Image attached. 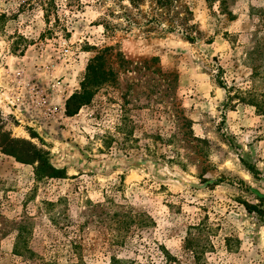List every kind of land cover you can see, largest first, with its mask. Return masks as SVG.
<instances>
[{
    "label": "rangeland",
    "instance_id": "obj_1",
    "mask_svg": "<svg viewBox=\"0 0 264 264\" xmlns=\"http://www.w3.org/2000/svg\"><path fill=\"white\" fill-rule=\"evenodd\" d=\"M42 1L0 0V135L66 178L36 182L0 145V264L76 263V235L83 264H193L188 238L201 264H264V115L218 84L248 89L250 57L263 73L264 0ZM95 57L110 80L69 116ZM106 199L154 225L111 252L110 230L79 228Z\"/></svg>",
    "mask_w": 264,
    "mask_h": 264
},
{
    "label": "trees",
    "instance_id": "obj_2",
    "mask_svg": "<svg viewBox=\"0 0 264 264\" xmlns=\"http://www.w3.org/2000/svg\"><path fill=\"white\" fill-rule=\"evenodd\" d=\"M41 2L43 1L39 0L38 3L41 4ZM253 51L258 52L259 48L256 47L253 49ZM248 55L250 56L251 52H249ZM101 59V57H95L90 61L87 66L85 79L81 83L80 91H76L66 100L65 111L67 115L73 116L82 107L90 104L94 92L93 90L110 80L108 73L103 70ZM256 60H254L253 57H250L248 59L251 69L250 85L248 89H245V91H242L241 89H238L234 86L227 87V85H225V83L220 80H218V84L227 91L228 100L237 99L240 103L254 107L256 113H258L259 115H264V71L263 73L261 72L262 70L259 71L260 65L255 64ZM219 71H221L220 68ZM231 93L233 94L231 95ZM181 118L183 120L182 128H186L182 135L186 137L185 139H187L183 141L189 142L188 137H190L192 141L203 143V140L193 137L191 130V121L186 119L185 117ZM0 138L2 153L13 156L15 159L22 163H37V165L34 167L33 172L34 180L36 182L61 180L66 178L64 170L58 169L51 165L43 154H40L36 150H33V152L31 153L19 155V152L15 150L16 145H23L24 143L10 139L6 135H0ZM85 202L87 209L86 211L88 212V214L84 213L85 221L79 226V228L83 229L85 226L93 224L100 232L104 229L110 230L109 235L105 234L103 236L105 237V242L108 244V248L111 252L120 250L124 247L127 248L129 245V239L133 235L154 225L153 220L146 213H138L131 209L122 212V207L114 204L111 199H106L103 203L97 204H93L88 200ZM48 205L54 207L55 204L48 203ZM244 206L248 212H251L252 210H254V208H256L252 205H248L247 203H244ZM113 209L116 210L112 211ZM79 238L80 236L76 235L71 243L74 256L77 259V262L72 264H83L81 255L78 251L80 248L78 242ZM197 248V245L193 243V239L188 238L186 240L184 249H186L187 255L194 258L193 264H201V261L199 259L200 253ZM27 251V235L21 227L17 231L13 253L17 256H23ZM166 254L167 260L172 261L175 259L168 253ZM110 261L111 264H121L123 262L115 255H112L110 257Z\"/></svg>",
    "mask_w": 264,
    "mask_h": 264
}]
</instances>
